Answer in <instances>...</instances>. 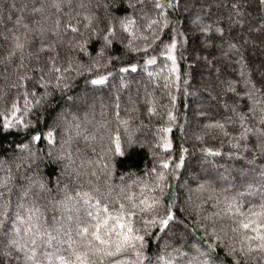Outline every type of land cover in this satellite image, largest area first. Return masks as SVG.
<instances>
[{"label": "snow or ice", "instance_id": "6c2138e0", "mask_svg": "<svg viewBox=\"0 0 264 264\" xmlns=\"http://www.w3.org/2000/svg\"><path fill=\"white\" fill-rule=\"evenodd\" d=\"M190 2L110 0L103 5L102 15L85 0L75 5L73 0L8 4V14L0 17L12 23L0 31L5 45L0 54V104L5 105L0 107V133L5 137L23 133L24 138L13 142L7 159H0V264H264V163L257 164L264 161V67L258 78L249 70L242 52L246 39L226 37L220 22L204 23L199 14L192 21L205 34V46L220 49L216 60L235 57L240 65L239 80L222 81V93L228 97L222 101L223 110L229 115L205 123L196 139L203 141L211 133L226 138L227 152L201 148L213 169L216 157L243 163L235 175L229 168L216 175L209 171L192 177L195 189L184 185L189 192L201 194L194 225L203 230L205 241L190 242L188 225L174 211L177 197L165 191L171 189L170 179H180L189 152L180 146L179 154L172 155L169 134L178 119L173 110L169 108L166 124L156 129L154 149L159 151H152L156 163L144 176H117L113 163L115 156H125L122 135L129 146L137 142L131 127L136 119L131 113L139 111L136 101L129 97L131 107L122 116L116 95L110 116L105 111L109 106L101 102V119H95L94 93L115 76L113 61L121 59L109 54L117 42L125 54H143L139 67L127 61L117 68L121 88L128 86L129 73L143 71L150 79L162 78L165 88L181 90L176 50L188 38L172 14L187 10ZM125 3L131 12L116 15ZM259 4L264 6V0ZM230 8L227 31L243 29L240 0ZM257 30L264 32V24ZM69 33L72 36L65 41ZM94 38L99 47L90 50ZM65 42L83 58L60 63L57 47ZM203 59L212 63L208 57ZM158 62L159 72L150 70ZM85 74V83L92 87L82 95L69 94L74 76ZM144 103L149 116L158 115L153 99ZM54 105L60 110L49 124L40 109ZM229 125L236 127L229 131ZM86 150L93 156H87ZM45 159L57 166L54 186L40 171ZM209 201L212 210L205 211ZM177 224H183L188 235L184 244L180 237L170 239ZM152 237L158 240L154 256L149 254Z\"/></svg>", "mask_w": 264, "mask_h": 264}, {"label": "trees", "instance_id": "16d2710c", "mask_svg": "<svg viewBox=\"0 0 264 264\" xmlns=\"http://www.w3.org/2000/svg\"><path fill=\"white\" fill-rule=\"evenodd\" d=\"M12 2L13 0H0V17H6L9 12L7 6ZM14 2L19 5L24 2L31 3V0H14ZM76 2L77 0H73L74 5ZM85 2L90 3L91 10L96 12L97 15H102L103 5L109 3L110 0H85ZM232 2H235V0H191L187 10L181 8L178 13L174 12L172 14L173 19L179 21L180 30L188 38L187 44H178L176 50L177 64L182 76L180 91H177L175 88H165V81L162 78L150 79L143 71L129 73L127 76L128 86L121 88L119 80L120 74L117 72V68L127 61H131L139 67V65L143 64V54H125L123 46L117 42L109 52L110 55L121 58L119 61H113L115 67L112 70L116 74L114 77L109 78L107 85L102 86L99 91L94 93L95 97H97L95 107L96 120L101 119V102L109 106L105 111L110 116L111 100L116 95L120 96L122 116L125 115L124 109L131 107L129 97L136 101V106L139 109L138 112L131 113V115L136 117V119L131 121V127L134 130V136L137 142L129 146L122 135L125 156H115L113 159V163L116 164L117 176L125 175L127 177L128 173H134L136 176H144L154 166L156 161L154 160L152 151H159L154 149L156 129L166 124V113L169 108L177 115L178 119L176 124L173 126L172 133L169 134L174 144L172 155L175 158L179 154L177 150L180 146L188 148L189 152L185 154V167L179 170L178 174L182 173L180 179H170L171 189H166L165 191H171L177 197L174 211L188 225L187 233L192 237L191 243L205 241L207 237L202 229L194 225L196 205L200 203L198 197L201 194L195 191L189 192L188 188L184 185L187 183L192 189H195L196 185L192 181V177L202 176L209 171H211L212 175H216L218 172H224L225 168H229L233 171V175H235L236 170L243 163L242 161L229 159L227 156H221L214 158L216 160V167L213 169L211 165L205 162L201 148H220L223 152H227L229 148L226 143V138L220 136L218 133H211L205 136L203 141L196 139L198 135L202 134L205 123L222 120L225 116L229 115V113L223 110L222 101L228 97L222 93L224 87L222 81L239 80L240 65L236 63L235 57L220 61L215 59V57L220 56V49L218 47L205 46L207 43L205 34L201 33L199 27L192 23L195 16L197 14L201 15L204 23H213L214 26L216 22H220L221 26L226 29V37H237L239 39L242 36L243 39L248 41L247 44H244L242 52L245 57V62L254 77L258 78L260 69L264 67V32L257 30L261 24H264V6L259 4V0H240L245 12V26L243 29L237 27L231 32H228L227 29L230 24L228 16L231 13L230 4ZM130 12L131 10L127 9L125 3L115 14L122 16ZM12 15L14 20L16 13L12 12ZM6 26L11 27L12 23L6 18L0 19V31H3ZM81 30L83 29L81 28ZM71 36V33L66 35L64 37L65 41L70 39ZM165 39L167 40V36H165ZM99 43L100 41L94 38L93 43L89 45L90 50L93 46L98 49ZM4 50V42L0 41V54ZM57 51L60 54V63H65L69 58L73 57L78 59L83 58L82 54L75 52L66 42L58 45ZM93 55H95V52H93ZM198 56L201 59L197 60ZM203 57H208L212 63H206ZM168 63L170 64L171 62L169 61ZM217 68H219V72H217ZM2 69L3 65H0V72H2ZM150 70L159 72V62L157 66H154ZM101 71H104V69L102 68ZM86 79L87 74L84 76H74L69 94L82 95L87 89L91 88V85L85 83ZM185 79L187 80L186 84L184 83ZM2 84L3 81L0 80V85ZM148 94H151V96L149 97ZM218 94L220 95L218 96ZM89 95L92 94L90 93ZM170 95L175 96L174 101L170 99ZM213 97L217 98L213 99ZM146 98H151L155 101L158 115L149 116L146 113L144 103ZM4 106L0 104V107ZM59 110L60 107L54 105L47 109H40V115L42 119L47 120L51 124ZM201 113H205V115H201ZM235 127V125H229V131H232ZM89 128L91 129V125H89ZM23 138V133L7 135L6 137L5 134L0 133V159H7L11 155L13 142H19ZM222 141H225L223 145ZM5 149L7 151H3ZM97 151H99V147H97ZM86 155L89 157L93 156L90 150H86ZM261 163H264V161L257 160L258 165ZM56 168L57 166L48 159L40 162V171L46 178H50L53 181V184L50 186H54L55 178L58 174ZM49 174L51 175L49 176ZM115 182L119 183L118 180ZM85 187L87 188L88 186L85 185ZM134 191L139 190L134 188ZM189 196H191V200L188 199ZM206 196L207 194L205 193L204 197ZM165 199L168 200V197L166 196ZM203 207L205 211H211V201ZM181 208L186 209V211L181 212ZM204 214L205 212H201V215ZM47 215L50 217L52 212L49 211ZM157 235L161 234L158 233ZM169 236L171 240L180 237L181 244L188 241V235L185 234L183 224H177ZM149 243V254L154 256L157 252L158 240L156 237H152ZM221 255L223 254L221 253Z\"/></svg>", "mask_w": 264, "mask_h": 264}]
</instances>
